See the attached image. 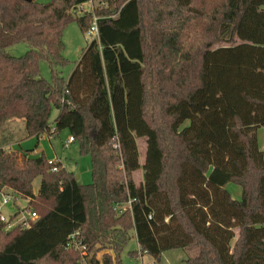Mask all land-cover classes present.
Here are the masks:
<instances>
[{"label":"trees","instance_id":"obj_1","mask_svg":"<svg viewBox=\"0 0 264 264\" xmlns=\"http://www.w3.org/2000/svg\"><path fill=\"white\" fill-rule=\"evenodd\" d=\"M94 1L82 13L90 0H0V191L38 215L0 221V264H123L130 231L154 264L177 248L196 249L185 264H264V0ZM95 15L99 38L66 79V27L87 33ZM17 43L29 49L8 53ZM19 120L22 139L68 130L93 182L8 148ZM77 232L84 249L67 246Z\"/></svg>","mask_w":264,"mask_h":264},{"label":"rangeland","instance_id":"obj_2","mask_svg":"<svg viewBox=\"0 0 264 264\" xmlns=\"http://www.w3.org/2000/svg\"><path fill=\"white\" fill-rule=\"evenodd\" d=\"M42 3H48L51 0H39ZM85 8H90L89 3H86ZM80 12V11H79ZM64 40L66 44V48L64 51V55L68 58L69 62L65 67H58L57 69L61 72V74L68 79L73 69L76 67V64L81 58L83 49L89 44L91 41L89 36L82 32L78 23L76 21L71 22L66 27L64 32ZM237 42H240L238 39ZM229 45L227 42H221L216 44L214 47ZM29 47L24 43H17L10 46L7 51L11 55L20 56L24 54ZM41 73L42 76L47 80H52V71L49 64L46 61L41 62ZM59 110L55 109L52 115V120L58 115ZM24 125L23 120H19L17 122H12L9 126V130L13 131L14 136L7 143L9 145L13 142L12 147L15 149L26 150L29 151L33 156L36 154H44V156L50 160H62L65 166L74 171L75 175H79V182L81 184H90L93 182V173H92V156L89 154H82L80 152L79 144L77 142L71 143L69 146H65L64 142L70 137V132L68 130H63L60 135L56 136H48L47 134L43 135L42 138H37L36 136L24 138ZM10 131L8 133H10ZM6 133V135H7ZM258 140L259 145L264 152V127H260L258 129ZM8 137V136H7ZM21 139V140H20ZM18 140V141H17ZM140 159L143 163L145 159L144 147L146 146V138H141L140 141ZM133 178L137 183L144 182V170L140 169L133 173ZM37 183V181H36ZM227 189L231 193L232 197L236 200H240L242 198V187L236 182H230L227 185ZM3 195L0 193V202L2 201ZM28 210V213L24 214L22 211ZM4 214L9 215L13 214L16 211V215L20 217H27L26 215L29 212H33V209L28 206V203L23 198L16 199L15 202L11 203L8 206H4L2 208ZM239 230L236 229V237L232 242V245L235 244L236 239L238 237ZM140 251V246L138 240L136 238L135 231H130V240L125 247L124 251L121 254V259L123 264H142V260L138 257L131 256L130 252ZM196 249L188 251L183 248L171 249L162 253L160 264H185V260L194 255ZM144 263L153 262L154 259L150 255H144L143 257Z\"/></svg>","mask_w":264,"mask_h":264},{"label":"built area","instance_id":"obj_3","mask_svg":"<svg viewBox=\"0 0 264 264\" xmlns=\"http://www.w3.org/2000/svg\"><path fill=\"white\" fill-rule=\"evenodd\" d=\"M89 5H90V8H88V9L85 8V4L82 5L81 7H79L80 11L82 13L88 12L90 10H94V8H96V6H97V4L94 0H90ZM99 18L100 17L97 15L94 16L93 23L91 24L90 28L88 29V31L86 33L89 36L91 41L99 38V35H100L99 24H98ZM54 132H55V128H52V130H51L52 136H53ZM49 137H50V135H49ZM73 142H75V138H74V136L70 135V137L67 139L66 142H64V144H65V146H69ZM57 162H58V160H50L49 161V163L53 165V170H57V166H56ZM0 193L3 195L2 201L0 202V221L5 224V230L6 231H10L16 227L28 228L32 225V223L34 221H36V219H38V215L35 212H29V214L26 215L27 217H20V216L16 215V213L18 211H16L13 214H9V215L4 214L2 211V208L4 206H8L11 203L15 202L16 199H18V197L12 192L0 191ZM130 203H131V201L128 203V205H130ZM25 212L28 213V210L22 211L23 214ZM77 234H79V232L71 235V237L69 238V241L67 243V246L72 247L74 245V247H76L77 249H84L85 245L82 243V241L76 239ZM139 253H140L139 259L142 260V264H154V261L150 262V263H144V261H143L144 256L141 253V249H140ZM83 255L85 257V255H87V252L84 251ZM82 264H89V263L84 258Z\"/></svg>","mask_w":264,"mask_h":264},{"label":"crops","instance_id":"obj_4","mask_svg":"<svg viewBox=\"0 0 264 264\" xmlns=\"http://www.w3.org/2000/svg\"><path fill=\"white\" fill-rule=\"evenodd\" d=\"M43 136H41V137H37V138H42ZM140 139L141 138H139L138 139V144H139V149H140V143H139V141H140ZM13 142H15V141H13ZM13 142H11L9 145H7V147L9 148H12V149H14L13 147H12V144H13ZM146 146L144 147V152H146V150H147V143L145 144ZM38 155H40V154H36L35 156H38ZM145 157H146V153H145ZM57 160H59V159H57ZM59 161H61L62 162V160H59ZM144 161H145V159H144ZM144 161H143V163H144ZM63 163V162H62ZM142 163V164H143ZM63 165L65 166V164L63 163ZM66 167V166H65ZM67 168V167H66ZM68 169V168H67ZM142 169V168H141ZM69 170V169H68ZM140 170V169H139ZM69 171H71V172H74V171H72V170H69ZM138 171V170H137ZM135 173V172H134ZM79 176V175H78ZM80 179V176H79V178H78V180ZM136 182V181H135ZM136 184L137 185H140L141 183H137L136 182ZM38 187H39V181H37V183H35V190H37L38 189ZM27 201V200H26ZM28 202V201H27Z\"/></svg>","mask_w":264,"mask_h":264},{"label":"water","instance_id":"obj_5","mask_svg":"<svg viewBox=\"0 0 264 264\" xmlns=\"http://www.w3.org/2000/svg\"><path fill=\"white\" fill-rule=\"evenodd\" d=\"M28 1H32V0H28ZM76 178L78 179V178H79V176H78V175H76Z\"/></svg>","mask_w":264,"mask_h":264}]
</instances>
